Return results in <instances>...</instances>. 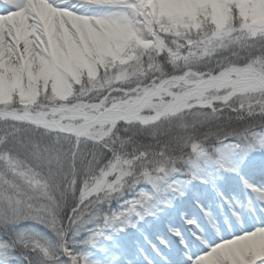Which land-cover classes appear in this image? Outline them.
<instances>
[{"label":"snow or ice","instance_id":"1","mask_svg":"<svg viewBox=\"0 0 264 264\" xmlns=\"http://www.w3.org/2000/svg\"><path fill=\"white\" fill-rule=\"evenodd\" d=\"M0 264H264V0H0Z\"/></svg>","mask_w":264,"mask_h":264}]
</instances>
